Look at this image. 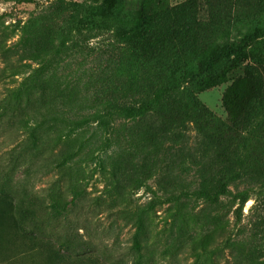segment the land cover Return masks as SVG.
<instances>
[{"label": "rangeland", "instance_id": "rangeland-1", "mask_svg": "<svg viewBox=\"0 0 264 264\" xmlns=\"http://www.w3.org/2000/svg\"><path fill=\"white\" fill-rule=\"evenodd\" d=\"M141 2L30 0L19 5L0 0V37L5 31L7 37L11 36L7 42L11 45L27 25L41 33L53 30L63 45L57 54L62 72L83 81L92 76L90 94L101 92L104 101L121 98L126 96L129 79L121 73L119 60L136 54L124 39L135 37ZM149 12L156 33L163 37L156 40L143 36L136 46L142 51L151 49L143 54L148 63L162 64L156 75L161 82H171L188 71L198 73L184 87V100L193 104L197 113L192 117L202 120L204 131L199 132L191 117L178 129L186 137V146H172L166 141L149 152L152 142L145 133L151 125L120 119L112 134L90 141L92 146L68 163L71 172L63 173L44 168L43 156L32 163L27 161L21 151L28 139L26 131L0 121V183L6 176L10 178L0 194H6L14 204L28 195L37 196L47 205L51 195L71 199L74 191H84L76 206L45 225L41 233L18 235V243L7 254L9 264H113L115 259L129 263L136 216L149 203L156 206L144 217L142 245L144 253L153 255L154 264L195 260L197 264H225L233 255L238 259L253 255L254 264H264V188L249 192L239 220L232 213L222 216L219 208L205 207L194 197L181 196L178 203L171 200L180 191L189 193L198 188L201 163L189 155H201L202 141L208 144L204 140L208 134L232 141L244 136L253 123L264 121V0H159ZM256 31L259 40L250 47L212 69L206 68L209 58L225 48H237L243 37ZM167 33L173 34V48L165 43ZM153 40L161 46L153 48ZM187 45L193 46L188 50L189 57ZM22 63V72L13 77L11 70L3 72L0 58V101L7 88H15L38 68L30 60ZM224 76L227 80L222 82ZM224 98L228 101L226 109ZM176 117L179 120L181 115ZM91 129L79 139L57 144L54 155L64 156L68 148L76 149L79 142L89 138ZM262 130L256 136L264 143ZM105 138H110L107 148ZM98 157L102 167L96 162ZM263 158L264 148L252 156V161L261 165ZM170 184L169 194L158 189L159 185ZM254 186L252 181L243 180L229 189L234 195ZM226 218L231 243L228 249L222 230ZM22 241L25 246H20ZM203 248L213 255L206 258Z\"/></svg>", "mask_w": 264, "mask_h": 264}, {"label": "trees", "instance_id": "trees-1", "mask_svg": "<svg viewBox=\"0 0 264 264\" xmlns=\"http://www.w3.org/2000/svg\"><path fill=\"white\" fill-rule=\"evenodd\" d=\"M4 1L19 5L30 3V0ZM158 1L142 0L134 27L135 37L130 35L124 39V43L133 45V48L136 49L133 58L119 60L121 73L129 79L126 92H124L126 96L110 97L106 101L101 97L103 94L101 92L90 94L91 88L94 87L92 76H88L87 81H83L81 77L67 76L62 72V61L57 54L63 45L58 42L53 30L49 29L41 33L30 29L27 25L22 29L18 41L11 45L7 44L11 36L7 37L4 31L0 37V58L4 64L3 72L11 70V76L15 77L25 67L23 61L30 60L38 65V68L15 88H7L0 101V121L9 127H17L27 133L26 145L21 149L24 154L22 156L27 161L32 163L43 156L42 158L46 162L43 167L48 171L57 169L63 173L67 170L71 172L69 169L71 165L68 163L79 153L90 148L92 146L90 141L96 140L102 134L105 137L112 134L115 130V123L120 119L131 123L151 125L149 131L145 133L148 140L152 142L151 148L148 149L149 152L161 147L166 141H170L172 146H186V137L178 129L185 127L186 122L197 112L191 102L184 100V87L199 75L195 71H188L182 77L175 78L171 82H161L156 75L162 64L159 62L148 63L143 59L144 51L147 49L142 51V47L136 46L143 36L156 38V40L163 37L156 33L149 12L151 5ZM172 35L167 33L166 38L168 39H165V43L171 48L176 46V44H171ZM258 40L257 31L243 37L237 48H225L209 58L206 68L209 70L216 67L221 61L234 57ZM45 41L47 42L45 43ZM152 42L153 48L161 46L157 45L154 40ZM168 47L166 46V48ZM192 47L189 45L188 48L187 45V51ZM149 51L151 52V49L147 52ZM161 52L158 51V53ZM188 54L190 56L189 51L186 56ZM172 58L176 60V57ZM186 60L185 58L183 61ZM189 62L193 63V61ZM226 80L224 76L222 82ZM238 82H234L235 85H239ZM255 94H258V91ZM173 100L174 106L171 104ZM92 101L95 104H92ZM227 102L224 98L225 109ZM175 103H179V106H176ZM174 113L175 115H173ZM177 115H181L179 120L175 119ZM191 119L199 128V132H202V120H194L193 117ZM171 122L175 124L167 127ZM90 126L92 129L89 138L79 142L76 149L68 148L64 156L54 155L53 150L57 144L81 138ZM263 128L264 121L253 123L251 129L244 136L240 135L232 141L222 140L208 134L204 138L208 144L205 146L202 141L201 155H189L191 160L194 158L195 161L201 163L198 188L189 193L180 191L178 195H172L171 200L178 203L182 199L181 196L194 197L200 200L205 207L219 208L222 211V216L227 217L232 213L236 220H239L243 216V207L249 198V192L258 190L256 188H264V158L261 159V165L252 161V156L264 148L263 141L256 136L263 131ZM105 140L104 148H107L110 138H105ZM49 155L51 156L47 159ZM101 161L102 159L99 157L96 159L98 166L102 167ZM130 177L133 178L134 173L130 174ZM11 178L14 179V175ZM8 180L10 178L6 176L0 183V189L3 191ZM243 180L252 181L255 184L254 188L236 191L232 195L229 187ZM170 185L168 187L159 185L158 189L164 194H169L168 188L173 187V184ZM83 193L82 189L74 191L71 199H62L59 196L51 195L47 205L37 196L28 197V195L21 196L14 204L8 196H5L6 194H0V258H2L0 263L9 264L11 262V258L7 257V254L11 252L12 246L18 243L20 239L18 235L23 236L28 231L33 232L34 235L41 233L45 225L65 216L70 209L76 206ZM155 206L154 203H149L136 216L130 249L133 253L132 261L125 263L120 259H115L113 264H154L153 255L148 252L144 253L142 240L145 235L144 217ZM222 230L226 236L224 243L228 249L231 243L227 218ZM25 245L23 241L20 243V246ZM201 252L205 254L206 258L213 255V251H209L207 248H203ZM251 256L238 259L233 255L231 262L225 261V264H254L256 261ZM186 264H197V262L195 260Z\"/></svg>", "mask_w": 264, "mask_h": 264}]
</instances>
